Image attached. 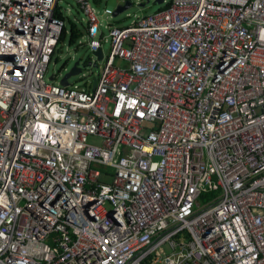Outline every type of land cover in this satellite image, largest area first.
<instances>
[{
	"label": "built area",
	"instance_id": "obj_1",
	"mask_svg": "<svg viewBox=\"0 0 264 264\" xmlns=\"http://www.w3.org/2000/svg\"><path fill=\"white\" fill-rule=\"evenodd\" d=\"M77 1L105 66L64 86L61 0H0V264H264V0Z\"/></svg>",
	"mask_w": 264,
	"mask_h": 264
},
{
	"label": "rangeland",
	"instance_id": "obj_2",
	"mask_svg": "<svg viewBox=\"0 0 264 264\" xmlns=\"http://www.w3.org/2000/svg\"><path fill=\"white\" fill-rule=\"evenodd\" d=\"M132 1V8L120 15L119 17H110L105 15V11L107 8L112 9L114 12L118 9L119 6L125 3V0H102L99 4H94V7L97 8L99 11V16L103 18L105 24H112L113 26H129L133 20H136L138 17H143L147 15L154 14L162 9H164L170 0H165L166 3L158 4L156 0H150L147 3L146 0H131ZM145 4V6H142ZM63 10L64 15L72 20L73 22L77 23L79 28L84 30L85 38L86 39V29L88 27V17L85 12L81 11L79 3L77 0H62V3L59 4ZM62 10V11H63ZM82 24V25H81ZM106 32V35H109V30L102 28ZM81 40V39H80ZM79 40V41H80ZM79 41L77 45H79ZM71 46L68 44V39L59 44L56 54L53 57V60L49 66V70L47 72V79L48 81L51 80L53 76H55V82L60 84L63 78L70 72L73 68L74 64L77 61H80V68L81 74L77 76H72L69 78L70 84L79 83L82 80L85 81H95L98 78L99 72L102 71V68L105 66V62L98 61V58L93 54V51L87 47H77ZM105 53L107 56L110 54L111 44H105ZM97 62L99 63V68L90 67L89 62ZM118 66L122 67L124 64L122 62H118ZM86 75V77H82ZM93 143L99 144V140H93Z\"/></svg>",
	"mask_w": 264,
	"mask_h": 264
},
{
	"label": "trees",
	"instance_id": "obj_3",
	"mask_svg": "<svg viewBox=\"0 0 264 264\" xmlns=\"http://www.w3.org/2000/svg\"><path fill=\"white\" fill-rule=\"evenodd\" d=\"M102 0H95V4H99ZM62 3V0H61ZM80 6V5H79ZM170 6V4H168L164 9H167ZM81 8V7H80ZM63 8L59 5L56 11L57 16L63 20L64 22V27L60 36V42L59 44L64 43L67 39H68V44L71 46H76L78 41L84 37L85 33L84 30H82L81 28H79L78 24L73 22L72 20L68 19L65 15H64V10ZM82 12H84V10L81 9ZM82 25V24H81ZM120 26V25H117ZM80 45H77V47H79Z\"/></svg>",
	"mask_w": 264,
	"mask_h": 264
},
{
	"label": "water",
	"instance_id": "obj_4",
	"mask_svg": "<svg viewBox=\"0 0 264 264\" xmlns=\"http://www.w3.org/2000/svg\"><path fill=\"white\" fill-rule=\"evenodd\" d=\"M147 3L150 2V0H146ZM158 4H163L164 0H156L155 1ZM142 6H145V4H143ZM132 8V1L131 0H125V3L121 6L118 7V9L114 12V17H119L120 15L128 12L130 9ZM97 58L98 61L102 62L104 61V54H103V50H99L97 51V53H93ZM97 62H89V66L90 67H95V68H99V63ZM80 61H77L73 68L70 70V72L63 78V80L61 81V85L64 86H68L69 85V78L72 76H77L79 74H81V68H80ZM54 79V76L51 78V80Z\"/></svg>",
	"mask_w": 264,
	"mask_h": 264
},
{
	"label": "crops",
	"instance_id": "obj_5",
	"mask_svg": "<svg viewBox=\"0 0 264 264\" xmlns=\"http://www.w3.org/2000/svg\"><path fill=\"white\" fill-rule=\"evenodd\" d=\"M82 39V38H81Z\"/></svg>",
	"mask_w": 264,
	"mask_h": 264
}]
</instances>
